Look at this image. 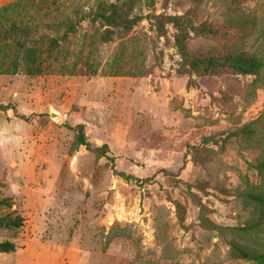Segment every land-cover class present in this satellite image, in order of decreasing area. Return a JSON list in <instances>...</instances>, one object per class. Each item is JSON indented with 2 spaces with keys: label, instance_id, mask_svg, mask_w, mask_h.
Masks as SVG:
<instances>
[{
  "label": "rangeland",
  "instance_id": "1",
  "mask_svg": "<svg viewBox=\"0 0 264 264\" xmlns=\"http://www.w3.org/2000/svg\"><path fill=\"white\" fill-rule=\"evenodd\" d=\"M15 1L0 0L2 27L5 16L45 29L101 0L4 14ZM140 13L106 44L100 23L80 24L66 63L84 73H0V218L25 221L0 239L35 229L78 247L80 264H261L233 244L264 253V210L250 199L264 195V0H142ZM227 55L263 66L206 68ZM79 125L105 156L75 146Z\"/></svg>",
  "mask_w": 264,
  "mask_h": 264
},
{
  "label": "trees",
  "instance_id": "2",
  "mask_svg": "<svg viewBox=\"0 0 264 264\" xmlns=\"http://www.w3.org/2000/svg\"><path fill=\"white\" fill-rule=\"evenodd\" d=\"M29 3L32 6L42 7L48 3V0H42L39 3L36 0H16L2 8V11L4 14L9 13V11ZM141 3L142 0H101L91 12L76 11L73 16L69 15L58 19L53 24H46L45 29H42L41 23L35 18L28 21L13 19L6 23L4 16V27L0 20V73L37 76L56 68L62 72L67 70L70 73H84L83 67H78L77 63H74L72 67L66 63V59L71 53L70 39L78 33L80 24L87 20L92 24L100 23L101 27L105 28L101 34V43H110L115 40L116 34H129L147 18L143 13H140ZM235 33L247 34L248 32H243L236 26L232 30V34ZM84 46L80 49L82 52ZM92 53L93 50H90V54ZM62 56L65 58V62L61 61ZM83 66H86V72L91 75L98 74L99 69L90 62L89 58L84 61ZM262 66L263 62L254 55H227L220 59H211L206 68L211 70L225 67L241 74L255 75ZM74 144L77 147L84 146L89 151H101L103 156L109 150L107 145L93 147L86 137L84 125L78 126V135ZM250 199L262 206L264 210V195H251ZM23 224L24 219L20 216L13 218L8 215L0 218V226L7 229H20ZM17 248L18 246L14 242L0 239V254L16 252ZM233 250L242 258L264 264V253L252 254L237 243L233 244Z\"/></svg>",
  "mask_w": 264,
  "mask_h": 264
},
{
  "label": "crops",
  "instance_id": "3",
  "mask_svg": "<svg viewBox=\"0 0 264 264\" xmlns=\"http://www.w3.org/2000/svg\"><path fill=\"white\" fill-rule=\"evenodd\" d=\"M11 242L18 248L16 252L4 253V264H80L78 247L60 243L54 238H44L36 234L35 229L27 228L21 237Z\"/></svg>",
  "mask_w": 264,
  "mask_h": 264
},
{
  "label": "water",
  "instance_id": "4",
  "mask_svg": "<svg viewBox=\"0 0 264 264\" xmlns=\"http://www.w3.org/2000/svg\"><path fill=\"white\" fill-rule=\"evenodd\" d=\"M52 116L55 117L56 116V113H53Z\"/></svg>",
  "mask_w": 264,
  "mask_h": 264
}]
</instances>
